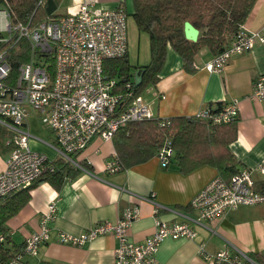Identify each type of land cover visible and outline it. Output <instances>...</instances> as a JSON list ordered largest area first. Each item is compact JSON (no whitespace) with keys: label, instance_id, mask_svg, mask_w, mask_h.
Listing matches in <instances>:
<instances>
[{"label":"built area","instance_id":"2783aa9c","mask_svg":"<svg viewBox=\"0 0 264 264\" xmlns=\"http://www.w3.org/2000/svg\"><path fill=\"white\" fill-rule=\"evenodd\" d=\"M127 12L121 7L95 8L79 0L65 13L36 22L16 20L10 7L0 1V127L7 132L9 150L5 168L0 171V198L11 191L29 187L46 172L54 170L53 160L32 149L33 135L27 118L37 113L50 130L51 141H43L73 168L84 170L87 162L78 155L93 136L109 140L122 126L153 116L149 106L131 82L122 92L113 77L104 72L107 59L124 56L128 48ZM25 41L29 57L15 64L14 46ZM264 36L243 29L204 67L220 71L233 55L250 50ZM251 99L264 100V73L252 82ZM235 100L220 108L203 106L195 114L211 123H228L238 118ZM165 121L161 122L164 124ZM172 150L169 143L158 158L167 167ZM116 153L105 162L108 173L121 170ZM264 172V165L259 166ZM160 207L153 195L144 197ZM264 204V190L255 187L251 172L240 169L230 180L213 177L190 200L195 216L184 215L180 221H166L154 215V231L141 241L128 240V229L139 217L138 206L126 207L115 222L98 221L86 230L72 234L61 229L52 231L49 223L56 218V203L50 201L39 219V228L24 240L23 253L36 255L40 246L53 237L64 244L81 246L98 236L112 234L117 239L112 264H159L157 252L166 238H193L194 224L204 225L240 205ZM3 236L0 235V240ZM198 253L213 264H260L234 245L208 252L204 243ZM22 254L3 264H18Z\"/></svg>","mask_w":264,"mask_h":264},{"label":"crops","instance_id":"0c3cea01","mask_svg":"<svg viewBox=\"0 0 264 264\" xmlns=\"http://www.w3.org/2000/svg\"><path fill=\"white\" fill-rule=\"evenodd\" d=\"M103 2L105 7L114 8L122 1ZM242 29L264 36V0H255ZM212 57L208 49L201 48L194 58L195 69L188 72L179 54L168 46L158 79L144 92L143 100L153 116L161 118L195 115L205 105L235 100L239 109L237 136L228 148L238 160L239 169L249 170L255 187L264 190V172L259 170V166L264 165V100L250 98L254 78L264 73V43L256 42L250 50L231 56L220 71L204 67ZM31 117L40 119L33 111L28 116ZM40 131L41 136L31 132L32 149L55 160L56 153L43 142L52 140L50 130L42 128ZM114 153L112 138L104 140L93 136L78 155L87 162L84 170L73 178H66L59 188L47 181L37 183L30 191L28 202L6 221L11 243L24 242L39 228L40 216L50 201L57 207L56 218L49 223L52 231L61 229L72 234L98 221L115 222L124 208L138 206L139 217L128 229V240L141 241L154 231V215L169 222L180 221L184 215L195 216L190 200L218 175L217 169L210 165L187 173L180 172L175 164L162 167L158 156L108 173L105 162ZM8 155L7 145L0 143V171L5 168ZM150 195L160 206L158 210L154 203L144 199ZM193 227L196 231L193 238L163 240L157 252L159 264H213L198 253L201 242L208 252L231 244L248 254L264 255V204L240 205L204 225L194 224ZM117 243L112 234L98 236L81 246L60 243L53 237L40 246L36 255L24 253L18 264H112Z\"/></svg>","mask_w":264,"mask_h":264},{"label":"trees","instance_id":"16d2710c","mask_svg":"<svg viewBox=\"0 0 264 264\" xmlns=\"http://www.w3.org/2000/svg\"><path fill=\"white\" fill-rule=\"evenodd\" d=\"M6 3L16 20L36 22L53 15L60 0H0ZM255 0H132V16L139 31L149 38L150 59L147 64L130 65L127 52L124 56L107 59L104 72L116 80L122 92H126L125 82H131L134 95L141 93L147 84H154L158 72L164 64L167 47L171 46L181 57L183 68L192 72L194 58L198 51L206 47L214 56L222 52L242 30V25ZM120 6H124L120 3ZM189 21L198 29L195 41L184 35V22ZM26 42L14 46L15 64L29 57ZM142 72V80L134 85L135 71ZM223 105L217 102L213 110ZM164 122L162 124L161 122ZM237 119L215 124L196 115H179L168 118L151 116L131 121L120 127L113 135L115 153L122 168L147 161L158 156L168 142L172 150L168 165L175 164L182 173L190 172L202 165L217 169L225 181L235 175L239 162L228 145L236 139ZM54 170L46 172L29 187L11 191L0 198V264L18 254H24V242L11 243L6 221L23 207L31 196V189L40 181H47L59 188L66 178H73L80 171L56 158ZM249 256L264 264V255L250 253ZM38 264H51L39 262Z\"/></svg>","mask_w":264,"mask_h":264},{"label":"rangeland","instance_id":"374dc122","mask_svg":"<svg viewBox=\"0 0 264 264\" xmlns=\"http://www.w3.org/2000/svg\"><path fill=\"white\" fill-rule=\"evenodd\" d=\"M104 0H95L94 2H88L92 5V7L97 8H107L104 5ZM124 6H121L127 12V40H128V48H127V59L128 63L132 66L134 65H143L147 64L150 59V51H149V38L148 34L144 31H139L136 27L135 20L132 16V0H121ZM75 0H60L57 9L55 12L57 14L65 13L69 6L72 5ZM75 4V3H74ZM73 4V5H74ZM207 50L206 47H203ZM152 84H147L141 90L139 94L142 98L144 96V92L152 87ZM30 123V128L32 134L40 135V130L42 128L47 127L41 122L38 118H28ZM7 132L4 128L0 127V143L2 145H6L7 142Z\"/></svg>","mask_w":264,"mask_h":264},{"label":"water","instance_id":"95a60500","mask_svg":"<svg viewBox=\"0 0 264 264\" xmlns=\"http://www.w3.org/2000/svg\"><path fill=\"white\" fill-rule=\"evenodd\" d=\"M184 35L187 39L195 41L198 37V29L194 27L189 21L184 22ZM142 80V72L138 70L134 73V85L138 86Z\"/></svg>","mask_w":264,"mask_h":264}]
</instances>
